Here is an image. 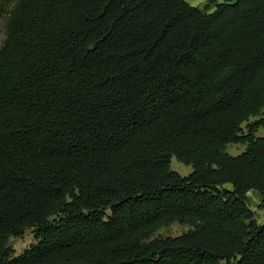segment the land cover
<instances>
[{
	"label": "trees",
	"instance_id": "trees-1",
	"mask_svg": "<svg viewBox=\"0 0 264 264\" xmlns=\"http://www.w3.org/2000/svg\"><path fill=\"white\" fill-rule=\"evenodd\" d=\"M4 15L0 264H264L248 195L264 210V0H0ZM174 222L191 227L153 237Z\"/></svg>",
	"mask_w": 264,
	"mask_h": 264
},
{
	"label": "rangeland",
	"instance_id": "rangeland-1",
	"mask_svg": "<svg viewBox=\"0 0 264 264\" xmlns=\"http://www.w3.org/2000/svg\"><path fill=\"white\" fill-rule=\"evenodd\" d=\"M204 1V0H203ZM207 1V0H206ZM205 1V2H206ZM205 2L201 3L204 4ZM7 16L4 15L0 19V48L3 44V41L6 37L7 31ZM258 116L251 117L250 121L257 119ZM249 121V122H250ZM248 121L244 122V126H246ZM259 135H264V129L259 128L258 130ZM246 147L245 143L242 142H235L230 143L227 146V150L232 154H237L243 151ZM171 167L181 174H188L192 171V165L186 164L175 156L172 157L171 160ZM249 195V204L251 208L255 211V216L259 222H264V210L260 207L261 203V195L257 190H250L248 192ZM191 226L189 224H182L179 222H174L169 225H165L160 227L153 235L156 236H163V235H177L181 234L182 232L188 230ZM35 241L34 231L33 229H27L25 233L21 236H12L10 238V244L14 248L15 254L21 253L26 247L32 244Z\"/></svg>",
	"mask_w": 264,
	"mask_h": 264
},
{
	"label": "crops",
	"instance_id": "crops-1",
	"mask_svg": "<svg viewBox=\"0 0 264 264\" xmlns=\"http://www.w3.org/2000/svg\"><path fill=\"white\" fill-rule=\"evenodd\" d=\"M191 3L195 5H201V3L205 2L206 0H189Z\"/></svg>",
	"mask_w": 264,
	"mask_h": 264
}]
</instances>
